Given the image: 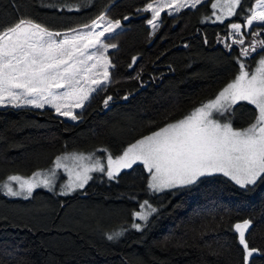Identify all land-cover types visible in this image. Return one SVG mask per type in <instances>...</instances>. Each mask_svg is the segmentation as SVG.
<instances>
[{"label":"trees","instance_id":"1","mask_svg":"<svg viewBox=\"0 0 264 264\" xmlns=\"http://www.w3.org/2000/svg\"><path fill=\"white\" fill-rule=\"evenodd\" d=\"M148 2L152 0H0V25L27 16L63 32L101 13L122 25L106 39L117 45L107 53L115 65L112 82L92 94L77 113L78 121L64 120L48 108H0V181L45 169L67 152L107 149L118 155L184 118L235 78L239 47L229 50L218 37H225L231 22L243 24L256 0H242L237 15L223 24L207 19L212 0L175 16L163 14L155 35L146 23L149 14L138 12ZM133 57L136 64L130 68ZM259 58L253 53L246 63L254 68ZM108 95L113 100L105 108ZM234 111L233 126L244 128L256 110L241 102ZM93 177L66 197L37 189L25 200L0 192V264H242L231 226L244 219L252 220L246 234L250 244L264 249V181L245 191L215 176L150 195L148 174L139 164L116 180ZM144 199L158 212L138 232L131 227L132 213ZM121 230L118 239H107ZM255 264H264V257Z\"/></svg>","mask_w":264,"mask_h":264},{"label":"snow or ice","instance_id":"2","mask_svg":"<svg viewBox=\"0 0 264 264\" xmlns=\"http://www.w3.org/2000/svg\"><path fill=\"white\" fill-rule=\"evenodd\" d=\"M203 2L152 0L138 12L151 14L147 24L151 34L155 35L163 23L161 13L175 16L184 9H196ZM241 4L242 0L211 3L213 22L223 24L237 15ZM248 12L243 24L231 22L226 25L230 31L225 37H218V42H223L229 50L233 45L239 47V70L214 99L202 103L184 118L169 122L137 140L122 153L115 156L108 153L106 163L91 154L57 156L48 172L37 171L30 178L9 175L5 181H0V190L9 197L30 199L37 188L54 190L57 170L62 169L68 181L58 194L67 196L93 180L92 173H101L112 181L123 170L141 164L148 174L146 188L150 195L189 188L215 176L227 178L240 189L252 191L258 182L264 181V38H260L264 32V0H256ZM121 26L120 20L113 21L104 13L91 22L63 32L27 16L0 25V108L44 109L47 106L58 116L73 121L80 119L74 110L83 109L93 93L105 91L112 82L110 69L115 65L107 53L109 48L114 49L117 45L106 42L105 38ZM246 36L249 37L247 44ZM253 53L260 57L254 68L246 63ZM136 60L137 57L132 58L130 68ZM135 78L139 79V74ZM112 100L113 97L108 95L103 99V106L107 108ZM241 102L254 106L256 111L247 127L235 128L234 109ZM98 151L108 152L107 149ZM157 212L158 208L144 199L132 213L133 221L143 223L133 222L131 227L143 231L148 227L150 217ZM251 227V219L231 226L240 246L242 264H255L257 257H264V249L252 246L247 238ZM123 231H114L107 239H118Z\"/></svg>","mask_w":264,"mask_h":264},{"label":"rangeland","instance_id":"3","mask_svg":"<svg viewBox=\"0 0 264 264\" xmlns=\"http://www.w3.org/2000/svg\"><path fill=\"white\" fill-rule=\"evenodd\" d=\"M204 1H206V0H204ZM214 2H216V0H212V2L211 3H214ZM254 6H255V4H254ZM253 6V7H254ZM212 9V8H211ZM212 12H213V9H212ZM149 14V19L151 18V14L150 13H148ZM163 14H166L167 15V12H164V13H161V16L163 15ZM231 18V17H230ZM230 18H228V19H226V20H229ZM215 20V16H212L211 17V19H210V22L211 23H214L213 21ZM225 20V21H226ZM224 21V22H225ZM147 23V22H146ZM214 24H219V22H215ZM255 25V24H254ZM147 26L149 27V29H150V32H152V30H151V27H150V25H148L147 24ZM120 29H122V26H121V28ZM120 29H117L116 30V32L115 33H117L118 31H120ZM115 33H113L112 34V36L115 34ZM111 37V36H110ZM107 38H109V37H107L106 36V38L105 39H107ZM111 50H113V48H109V50H108V52L109 51H111ZM222 90V89H221ZM220 90V91H221ZM219 93V92H218ZM216 97V96H215ZM214 97V98H215ZM214 98H212V99H214ZM211 99V100H212ZM210 101V100H209ZM208 102V101H207ZM207 102H205V103H207ZM86 103V102H85ZM201 106V105H200ZM199 106V107H200ZM3 108H6V107H3ZM47 108V106L44 108V109H46ZM49 108V107H48ZM15 109H17V108H15ZM24 109H31V110H44V109H32V108H28V107H24ZM196 109V108H195ZM194 109V110H195ZM51 110H53V112H54V114H55V110L54 109H52L51 108ZM81 109H75L74 111H75V113L77 114L79 111H80ZM194 110H192V111H194ZM191 111V112H192ZM190 112V113H191ZM56 115V114H55ZM58 116V115H57ZM59 117H61L62 119H64V120H68V121H73V120H70V119H68V118H66V117H63V116H59ZM76 121H78V120H76ZM76 121H73V122H76ZM157 131V130H156ZM150 135V134H149ZM136 142V141H135ZM134 142V143H135ZM133 144V143H132ZM131 145V144H130ZM128 147V146H127ZM126 147V148H127ZM126 148H124V149H126ZM123 149V150H124ZM73 153H76V154H80V153H82V154H85V155H94L96 158H100L102 161H104L105 163H106V159H105V157H106V155L108 154V152L106 153V152H101V151H98V149H95V150H93V151H89V152H67V153H63V154H61V155H59V156H62V155H66V154H73ZM122 153V152H121ZM56 159V158H55ZM55 159H54V161H55ZM54 161L52 162V164L49 166V167H47V168H45V169H42V170H39V171H41V172H48V170L50 169V168H52L53 166H54ZM139 165H141V164H139ZM143 166V165H142ZM127 170V169H126ZM37 172V171H36ZM35 173V172H34ZM33 173V174H34ZM33 174H31V175H28V176H22V177H24V178H30ZM92 175L94 176V175H100V176H103L104 178H106L107 179V177L106 176H104L103 174H101V173H92ZM21 176V175H20ZM7 179V178H6ZM5 179V180H6ZM4 180V181H5ZM67 181H68V177H67V175L63 172V170L62 169H59V170H57V178L55 179V189L54 190H52V191H50V190H48V189H46V188H43V187H41V188H37V189H41V190H45V191H48V192H52V193H56V194H58L59 193V191L61 190V187H62V185L63 184H66L67 183ZM90 182V181H89ZM88 182V183H89ZM86 186V185H85ZM14 187H17L18 188V186H16V185H14ZM37 189H35V190H37ZM79 190H81V189H79ZM79 190H77V191H79ZM77 191H75V192H73L72 194H74V193H76ZM0 192H2L3 193V191L2 190H0ZM4 194V193H3ZM71 194V195H72ZM5 195V194H4ZM59 195V194H58ZM5 196H7V195H5ZM61 196V195H60ZM67 196H70V195H67ZM7 197H9V196H7ZM63 197H66V196H63ZM9 198H22V197H9ZM23 199V198H22ZM134 222H136V223H143V222H140V221H134Z\"/></svg>","mask_w":264,"mask_h":264},{"label":"crops","instance_id":"4","mask_svg":"<svg viewBox=\"0 0 264 264\" xmlns=\"http://www.w3.org/2000/svg\"><path fill=\"white\" fill-rule=\"evenodd\" d=\"M28 108H31V107H28ZM48 108V107H47ZM32 109H34V108H32ZM48 109H51V108H48Z\"/></svg>","mask_w":264,"mask_h":264}]
</instances>
